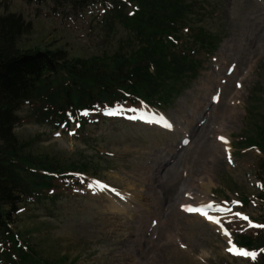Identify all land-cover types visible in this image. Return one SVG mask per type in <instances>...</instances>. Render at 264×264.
Returning <instances> with one entry per match:
<instances>
[{"label":"rangeland","instance_id":"1","mask_svg":"<svg viewBox=\"0 0 264 264\" xmlns=\"http://www.w3.org/2000/svg\"><path fill=\"white\" fill-rule=\"evenodd\" d=\"M209 2L213 7H198L195 13L185 0L181 3L187 18L184 27L212 37L208 51H215L198 53L189 61V75L196 70V59L199 68L207 67L195 82H186L184 89L179 76L177 85L164 92L173 100L167 112L176 126L173 131L104 113L87 115L85 127L72 124L55 130L41 115L42 107L27 105L20 112L24 122L15 134L29 144L25 156L75 166L67 170L82 169L88 175L83 178H96L89 185L70 181L68 188L58 182L67 189L65 194L23 206L15 227L43 257L67 255L70 261L77 258L76 264H254L259 257L232 245L234 234L252 228V222L238 219V212L264 222V203L257 201L264 156L257 149L238 152L231 144L253 132L264 116V0ZM125 7L130 14L132 9ZM0 13L32 24L20 39L22 48L64 49L87 58L112 54L129 44L124 22L97 0L90 8L50 0H0ZM176 37L188 39L189 34ZM216 95L219 103L209 107ZM205 107L209 116L197 129ZM117 111L125 117L133 113V118L141 113ZM187 133L193 143L173 164L170 154L180 151L177 147L182 137L188 139ZM218 135L230 141L229 153L216 142ZM183 186L192 196H204V204L209 196L211 204L225 203L234 212L216 215L215 220L184 215L179 211ZM236 192L255 204L238 205Z\"/></svg>","mask_w":264,"mask_h":264},{"label":"trees","instance_id":"2","mask_svg":"<svg viewBox=\"0 0 264 264\" xmlns=\"http://www.w3.org/2000/svg\"><path fill=\"white\" fill-rule=\"evenodd\" d=\"M25 1L43 4L47 0ZM51 1L80 7H89L93 2ZM132 1L140 7L134 17L126 15L117 1L111 3L110 10L111 16L118 17L132 32L129 44L112 54L87 58L71 56L64 49L22 48L20 39L31 31L32 24L21 16L0 13V264H41L32 251L19 245L11 228L21 204L46 198L47 192L56 187L58 178L54 176L67 170L57 162L47 163L46 158L25 156L29 144L22 143L15 134L25 105L42 107L43 118L59 124L67 119V112L92 104L137 97L166 103L164 92L177 85L179 76L182 85L195 77V72L189 75V61L211 44L197 32L194 46L185 50H178L168 39L183 23L182 0ZM174 58L183 65H176ZM255 130L244 137L242 146H257L264 154V116ZM261 169L264 184V161ZM245 241L244 245H252L250 239ZM65 259L57 258L52 263L64 264Z\"/></svg>","mask_w":264,"mask_h":264},{"label":"bare ground","instance_id":"3","mask_svg":"<svg viewBox=\"0 0 264 264\" xmlns=\"http://www.w3.org/2000/svg\"><path fill=\"white\" fill-rule=\"evenodd\" d=\"M194 119V118H193ZM187 138V137H186ZM185 137H183V139L185 140L186 139ZM183 140V141H184ZM184 188V186L182 187ZM185 189V188H184ZM186 191L184 192V194H182V200L179 201V202H182L180 203V208H183V207H188L189 205H193V206H199V204H196L195 202H192L194 198L192 199H187L186 196L188 197H191L192 196V193L190 192V190L188 188L185 189ZM195 201V200H194Z\"/></svg>","mask_w":264,"mask_h":264},{"label":"snow or ice","instance_id":"4","mask_svg":"<svg viewBox=\"0 0 264 264\" xmlns=\"http://www.w3.org/2000/svg\"><path fill=\"white\" fill-rule=\"evenodd\" d=\"M246 254V253H245Z\"/></svg>","mask_w":264,"mask_h":264}]
</instances>
